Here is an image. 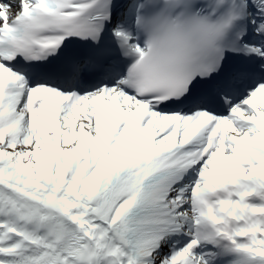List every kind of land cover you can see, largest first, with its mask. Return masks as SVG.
<instances>
[{
    "label": "snow or ice",
    "instance_id": "obj_1",
    "mask_svg": "<svg viewBox=\"0 0 264 264\" xmlns=\"http://www.w3.org/2000/svg\"><path fill=\"white\" fill-rule=\"evenodd\" d=\"M0 264H264V0H0Z\"/></svg>",
    "mask_w": 264,
    "mask_h": 264
}]
</instances>
